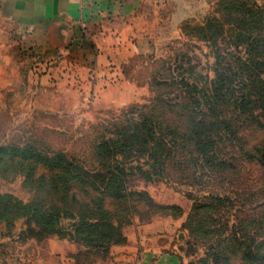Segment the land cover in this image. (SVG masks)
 <instances>
[{"label":"rangeland","instance_id":"rangeland-1","mask_svg":"<svg viewBox=\"0 0 264 264\" xmlns=\"http://www.w3.org/2000/svg\"><path fill=\"white\" fill-rule=\"evenodd\" d=\"M217 1H138L135 30L121 31L106 43L117 44L106 47L107 59L90 64L63 47L30 46L0 12V143H48L54 152L85 159L89 169L99 126L111 130L135 106L127 117L139 123L153 97L151 80L165 75V60L177 59L178 79L209 89L214 55L189 31L203 25ZM203 98L204 105L192 107V141L180 153L172 149L164 165L149 155V144L158 147L150 142L118 156L137 159L124 166L130 190L176 208L149 221L134 216L123 229L126 240L100 255L84 253L66 235L69 218L52 234L25 218L12 227L0 222V264H264V120L252 117L262 110L245 103L235 109L236 121L221 123L226 115L208 111ZM23 181L18 169L0 167V194L27 203Z\"/></svg>","mask_w":264,"mask_h":264},{"label":"trees","instance_id":"trees-1","mask_svg":"<svg viewBox=\"0 0 264 264\" xmlns=\"http://www.w3.org/2000/svg\"><path fill=\"white\" fill-rule=\"evenodd\" d=\"M262 2L218 0L203 25L189 31L214 55L215 74L208 81L209 89L178 79L177 59L165 60V75L151 80L153 97L149 105L142 107L139 123L127 117L138 111L135 106L116 118L111 130L99 126V134L90 143L89 169L85 159L67 157L62 149L54 152L56 149L48 143H0V167L6 173L18 169L31 194L27 203L0 194V222L12 227L15 220L25 218L41 233L52 234L61 230L58 226L63 218H69L72 224L66 235L83 246L84 253L100 255L110 245L126 240L123 229L134 216L149 221L176 208L156 203L144 191L130 190L124 166L137 159L126 161L118 156L124 148L137 152L138 143L150 142L159 148L147 144L154 152L149 155L157 154V164L164 165L172 149L180 153L192 141V107L203 104V97L208 111L226 115L221 123L236 121L234 111L245 103L261 108L262 112L252 117L264 120ZM108 133L113 137L106 136ZM174 152L172 157L176 156ZM203 207L210 206H198Z\"/></svg>","mask_w":264,"mask_h":264},{"label":"crops","instance_id":"crops-1","mask_svg":"<svg viewBox=\"0 0 264 264\" xmlns=\"http://www.w3.org/2000/svg\"><path fill=\"white\" fill-rule=\"evenodd\" d=\"M138 1L0 0V12L19 26L30 46L63 47L73 51L76 61L90 64L107 59L106 47L112 44L106 43L121 31L135 30L131 18L138 13ZM111 23H118V28Z\"/></svg>","mask_w":264,"mask_h":264}]
</instances>
